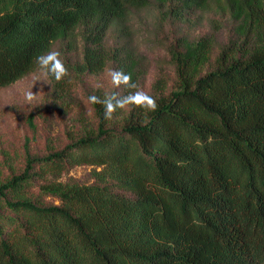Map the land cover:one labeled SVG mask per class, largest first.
<instances>
[{
    "label": "trees",
    "instance_id": "16d2710c",
    "mask_svg": "<svg viewBox=\"0 0 264 264\" xmlns=\"http://www.w3.org/2000/svg\"><path fill=\"white\" fill-rule=\"evenodd\" d=\"M212 3L233 38L214 57L211 37L171 52L155 112L130 107L114 129L97 103L96 133L0 182V264H264V0H0V89L78 41L79 72L111 61L138 84L137 58L106 34L150 4L183 17ZM79 166L91 184L57 180Z\"/></svg>",
    "mask_w": 264,
    "mask_h": 264
},
{
    "label": "rangeland",
    "instance_id": "374dc122",
    "mask_svg": "<svg viewBox=\"0 0 264 264\" xmlns=\"http://www.w3.org/2000/svg\"><path fill=\"white\" fill-rule=\"evenodd\" d=\"M123 26L122 32L112 28L106 34L103 46L107 50L124 46L133 53L142 73L137 85L152 97L164 96L174 88L175 63L171 52L180 51L183 42L211 37V56L214 57L233 38L234 30L229 15L217 9L215 3L207 10L183 17L169 15L159 6L150 4L133 12ZM51 51L61 53L69 70V76L59 81V96L53 92L56 83L40 68L0 89V182L22 172L28 160L61 150L82 134L96 133L99 121L90 96L123 95V87L117 89L110 82L108 73L115 69L111 61L97 74L78 71L77 65L81 62L79 41L73 47L57 42ZM30 90L37 94L31 105L24 99V93ZM118 113L108 127L119 129L124 110ZM91 173L90 166L74 167L57 180L91 184ZM46 201L58 203L51 197Z\"/></svg>",
    "mask_w": 264,
    "mask_h": 264
},
{
    "label": "clouds",
    "instance_id": "9594fccd",
    "mask_svg": "<svg viewBox=\"0 0 264 264\" xmlns=\"http://www.w3.org/2000/svg\"><path fill=\"white\" fill-rule=\"evenodd\" d=\"M37 64L43 71L44 75L50 76L57 82L62 81L69 76V70L65 62L61 59V53L59 51H49L44 55L37 57ZM110 82L113 87L119 89L123 87L126 90L135 89V91H128L126 95H119V93H113L103 98L92 95L89 97L90 103L102 104L105 112V120H112L117 112L123 111L130 107L140 108L148 112H155L159 105L156 99L146 92L141 90L139 86L132 81L131 74L125 73L122 70L112 69L109 71ZM47 83L46 80H39ZM25 102L31 105L37 99V94L33 91H26L24 93Z\"/></svg>",
    "mask_w": 264,
    "mask_h": 264
}]
</instances>
